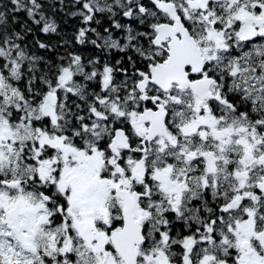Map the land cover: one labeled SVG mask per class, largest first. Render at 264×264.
I'll return each instance as SVG.
<instances>
[{"label":"snow or ice","instance_id":"obj_1","mask_svg":"<svg viewBox=\"0 0 264 264\" xmlns=\"http://www.w3.org/2000/svg\"><path fill=\"white\" fill-rule=\"evenodd\" d=\"M0 264H264V0H0Z\"/></svg>","mask_w":264,"mask_h":264}]
</instances>
